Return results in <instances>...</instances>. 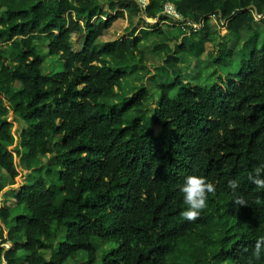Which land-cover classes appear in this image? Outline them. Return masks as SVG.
Returning a JSON list of instances; mask_svg holds the SVG:
<instances>
[{"label":"trees","instance_id":"16d2710c","mask_svg":"<svg viewBox=\"0 0 264 264\" xmlns=\"http://www.w3.org/2000/svg\"><path fill=\"white\" fill-rule=\"evenodd\" d=\"M168 2L202 28L188 32L164 15ZM0 10V168L19 176L5 119L13 113L27 125L17 154L35 179L15 193L26 214L12 216L0 201V244L12 243L0 249V264H96L99 253L101 264H247L264 235V190L248 179L264 163V29L255 27L260 17L264 23V0H149L144 14L158 21L143 29L135 0H0ZM214 13L226 21L224 37ZM119 19L130 35L99 47ZM244 29L248 38L229 48ZM36 41L61 59L62 71L42 72ZM150 41L164 66L148 77L140 44ZM207 42L218 49L200 83L184 81ZM133 75L142 85L130 96L107 97ZM48 154L56 162L41 164ZM193 174L216 191L188 221L179 186ZM229 180L239 182L235 193Z\"/></svg>","mask_w":264,"mask_h":264},{"label":"rangeland","instance_id":"374dc122","mask_svg":"<svg viewBox=\"0 0 264 264\" xmlns=\"http://www.w3.org/2000/svg\"><path fill=\"white\" fill-rule=\"evenodd\" d=\"M102 8L106 9V4H102ZM5 12L4 10H0V17H5ZM151 21H147L146 19H142L140 23L137 25L138 28L143 29V28H148V24H153L156 21H152V19H149ZM217 22L211 21V24L219 28V24H216ZM165 32L167 34L172 33V27L171 24L169 23H164L162 25ZM257 29H264V23L260 18H258V21L255 25ZM112 30H109L104 34L100 40L98 41V46L102 47L108 42H113L115 40L119 39H124L128 37L131 33L132 26L128 23L127 20L124 19H119L115 22L114 26L111 28ZM227 30V29H226ZM226 30L223 28L221 29L222 33L223 31L226 32ZM220 31V33H221ZM250 35V30L244 29L242 31V36L243 39H247L248 36ZM5 40L1 41V46H5ZM172 47L175 49L176 48V42L171 44ZM35 46L39 52V54L43 57V65H42V72L44 74H53L62 71L63 66L61 63V59L56 56H51L48 52V46L46 43L36 41ZM205 53L199 57H192L191 58V64L187 68L185 72L183 73V80L186 82H190L193 85H197L200 83V76L202 74V66L203 64L208 61L209 59V52L214 51L215 49H218V46L215 45L214 43L207 42L205 43ZM239 47V46H237ZM156 44L155 42H144L140 44V49L144 52L145 54V66L147 69L150 71L151 74L147 75L150 77L152 74H156L162 71L163 66H164V60L160 59L155 52ZM6 63L5 60H0V68L2 65ZM144 83V82H143ZM142 85V81H140L137 76L133 75L128 77L126 80H124L120 84V89H116L113 93L107 95V97L112 98L115 101H118L120 97H127L128 95L130 96L135 90H137L138 87ZM21 87V84L19 82L16 83L15 88L19 89ZM157 97H159V94L156 93ZM153 106V105H152ZM11 124H12V135H13V141H11L8 144V149L11 150L14 155H15V162L19 166L18 171H19V176L13 180L10 178V176L6 173L5 170L0 168V184L3 185V190L0 195V201H1V206L4 207L5 209L9 210L12 216H18V215H24L27 213V211L23 208H19L16 204V198H15V193L19 192L21 188L25 185H31L34 182V175L32 172L27 171L21 167V158L18 156L17 151L19 149L23 148L21 147V133L23 129L27 127L25 122L21 120L18 116H16L13 113H10L6 118ZM162 130V125L158 124L156 126V132L159 133ZM39 160L41 164L43 165H48V164H53L56 162V155L55 154H48L45 156L39 157ZM58 174V172H54ZM47 182L50 183V180L47 179ZM10 221V217L8 219ZM4 230L5 236L7 237V231L6 226H4L2 219H0V230ZM24 243V240H23ZM114 245H110L109 247H113ZM2 247H5L6 249H10L12 247V243L10 242H5L0 244V249ZM58 247V244H57ZM51 251H42L43 255H45L47 258H50L51 256ZM26 257V253L24 250L20 251V255L18 258V262H24ZM78 260L80 262L86 261L87 260V255L85 252H79L78 253ZM102 262V253L98 254V261L96 264H101ZM66 264H73L72 261H68Z\"/></svg>","mask_w":264,"mask_h":264},{"label":"clouds","instance_id":"9594fccd","mask_svg":"<svg viewBox=\"0 0 264 264\" xmlns=\"http://www.w3.org/2000/svg\"><path fill=\"white\" fill-rule=\"evenodd\" d=\"M248 179L259 190H264V163L255 166L249 172ZM239 187L237 180H229L227 188L233 193ZM180 193L183 197V203L187 206L181 216L188 221H195L201 214L202 210L207 207V199L209 194L216 191V185L207 178L200 175H188L185 177L183 184L179 186ZM235 203L243 205L245 202L242 198H237ZM264 258V235L257 238L254 248L251 249L250 257L247 264H253V260H261Z\"/></svg>","mask_w":264,"mask_h":264},{"label":"built area","instance_id":"2783aa9c","mask_svg":"<svg viewBox=\"0 0 264 264\" xmlns=\"http://www.w3.org/2000/svg\"><path fill=\"white\" fill-rule=\"evenodd\" d=\"M138 5L140 6V8L142 9L143 11V19H146L147 21H151L149 20V18H147L144 14V10L147 8V6L149 5V0H135ZM163 13L164 15L168 16L170 19L172 20H176V21H179V22H183L184 25L188 26L189 29L188 32H191V31H194V32H197L199 31L201 28H202V23H193L192 21H190L188 18H185L178 10L177 8L175 7V5H173L172 3H167L164 7V10H163ZM211 21H214V22H217L216 24L218 25L219 24V27H220V30L221 29H226L224 26H225V23L226 21L221 19V17L219 15H217L216 13L212 14L211 15ZM152 21H156L155 19H152ZM158 21V20H157Z\"/></svg>","mask_w":264,"mask_h":264},{"label":"crops","instance_id":"0c3cea01","mask_svg":"<svg viewBox=\"0 0 264 264\" xmlns=\"http://www.w3.org/2000/svg\"><path fill=\"white\" fill-rule=\"evenodd\" d=\"M260 20H261V17H260ZM214 27V26H213ZM110 30H112V29H110ZM226 30V29H225ZM109 31V30H108ZM105 34H106V32H105ZM228 34V31L226 30V32H224L223 31V33H222V31H221V36L222 37H224V36H226ZM221 40H219V42H220ZM243 41H245V39H243L242 38V41H241V43H238V44H234L233 42H229V44H228V47L229 48H239L241 45H242V42ZM104 46V45H103ZM237 46H239V47H237Z\"/></svg>","mask_w":264,"mask_h":264}]
</instances>
